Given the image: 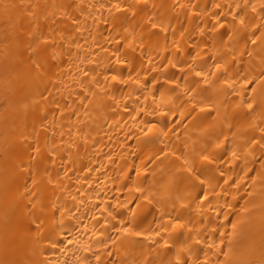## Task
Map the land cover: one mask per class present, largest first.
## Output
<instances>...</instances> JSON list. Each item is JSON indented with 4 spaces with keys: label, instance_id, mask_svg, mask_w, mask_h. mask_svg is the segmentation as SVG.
<instances>
[{
    "label": "bare ground",
    "instance_id": "bare-ground-1",
    "mask_svg": "<svg viewBox=\"0 0 264 264\" xmlns=\"http://www.w3.org/2000/svg\"><path fill=\"white\" fill-rule=\"evenodd\" d=\"M0 264H264V0H0Z\"/></svg>",
    "mask_w": 264,
    "mask_h": 264
},
{
    "label": "snow or ice",
    "instance_id": "snow-or-ice-1",
    "mask_svg": "<svg viewBox=\"0 0 264 264\" xmlns=\"http://www.w3.org/2000/svg\"><path fill=\"white\" fill-rule=\"evenodd\" d=\"M152 131H153V129H152V128H149V130L145 133V135H149V134H151ZM126 234L131 235V236H139V235H140L139 232H133V231H131L130 228H129V230L127 231Z\"/></svg>",
    "mask_w": 264,
    "mask_h": 264
}]
</instances>
